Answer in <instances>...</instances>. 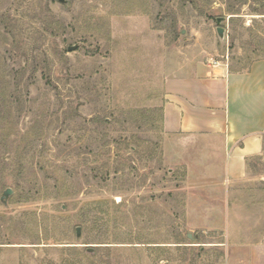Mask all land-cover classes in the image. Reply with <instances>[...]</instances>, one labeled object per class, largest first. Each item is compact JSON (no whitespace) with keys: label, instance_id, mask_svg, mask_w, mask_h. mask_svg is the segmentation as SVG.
Instances as JSON below:
<instances>
[{"label":"rangeland","instance_id":"obj_1","mask_svg":"<svg viewBox=\"0 0 264 264\" xmlns=\"http://www.w3.org/2000/svg\"><path fill=\"white\" fill-rule=\"evenodd\" d=\"M260 56L263 0H0V264H223L195 243L218 232L188 229L222 204L190 201L261 206L264 147L230 188L221 156L214 189L189 182L164 155L162 82Z\"/></svg>","mask_w":264,"mask_h":264},{"label":"crops","instance_id":"obj_2","mask_svg":"<svg viewBox=\"0 0 264 264\" xmlns=\"http://www.w3.org/2000/svg\"><path fill=\"white\" fill-rule=\"evenodd\" d=\"M162 83L165 157L184 167L189 182L214 189L215 177L208 173L217 170L211 163L219 160L208 157L221 156V184L232 187L245 176L248 161L263 152L264 56L240 69L229 65L184 68L165 76ZM179 150L208 160L185 165ZM191 200L192 204H222L190 208L189 231H214L220 236L215 241L195 240L198 246L220 248L223 264H264L263 198L256 202L261 206L254 205L253 198L231 195L222 200L211 196ZM239 203L253 206L240 208Z\"/></svg>","mask_w":264,"mask_h":264},{"label":"water","instance_id":"obj_3","mask_svg":"<svg viewBox=\"0 0 264 264\" xmlns=\"http://www.w3.org/2000/svg\"><path fill=\"white\" fill-rule=\"evenodd\" d=\"M62 1V0H61ZM217 32L219 33V34H221L222 32H223V29L222 28H217ZM68 51H72V50H74V49H76V45H73V46H69L68 48ZM11 189L10 188H7L4 192H3V195H2V197H1V200L3 201V202H5V198L6 197H8L10 194H11ZM79 234H80V229H79V227L76 229V235L77 236H79ZM189 236H190V234H189Z\"/></svg>","mask_w":264,"mask_h":264},{"label":"trees","instance_id":"obj_4","mask_svg":"<svg viewBox=\"0 0 264 264\" xmlns=\"http://www.w3.org/2000/svg\"><path fill=\"white\" fill-rule=\"evenodd\" d=\"M263 2H264V0H263Z\"/></svg>","mask_w":264,"mask_h":264}]
</instances>
